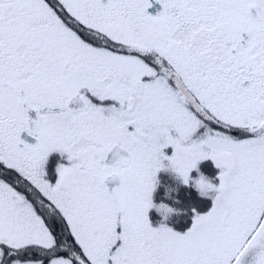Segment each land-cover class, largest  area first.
I'll use <instances>...</instances> for the list:
<instances>
[{
  "label": "snow or ice",
  "instance_id": "1",
  "mask_svg": "<svg viewBox=\"0 0 264 264\" xmlns=\"http://www.w3.org/2000/svg\"><path fill=\"white\" fill-rule=\"evenodd\" d=\"M0 264H264V0H0Z\"/></svg>",
  "mask_w": 264,
  "mask_h": 264
},
{
  "label": "flooded vegetation",
  "instance_id": "2",
  "mask_svg": "<svg viewBox=\"0 0 264 264\" xmlns=\"http://www.w3.org/2000/svg\"><path fill=\"white\" fill-rule=\"evenodd\" d=\"M155 9H153V11H154Z\"/></svg>",
  "mask_w": 264,
  "mask_h": 264
}]
</instances>
